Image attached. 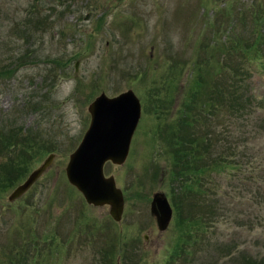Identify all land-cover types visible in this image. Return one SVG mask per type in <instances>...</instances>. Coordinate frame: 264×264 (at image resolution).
Segmentation results:
<instances>
[{"label": "rangeland", "instance_id": "374dc122", "mask_svg": "<svg viewBox=\"0 0 264 264\" xmlns=\"http://www.w3.org/2000/svg\"><path fill=\"white\" fill-rule=\"evenodd\" d=\"M257 3L0 0V63L18 68L0 73V121L11 119V126L37 135L32 154H20L27 159L22 167L0 158V264H239L242 255L264 258V55L236 73L241 96L232 117L222 104L226 92L209 94L212 73L232 44L251 38ZM129 88L140 99L141 117L125 162L104 167L124 196L117 222L108 206L85 203L65 167L88 126V104L101 92L112 96ZM190 99L220 103L203 137L216 149L210 147L208 162L221 163V154L235 161L237 152L254 154V163L227 161L199 175L198 195L186 188L197 178L188 171L197 169L196 154H182L179 165L187 173L170 174V124L179 103ZM230 143L232 150L223 151ZM49 153L52 161L38 180L10 202L14 188ZM179 189L171 221L159 231L149 211L152 195L164 192L172 203Z\"/></svg>", "mask_w": 264, "mask_h": 264}, {"label": "trees", "instance_id": "16d2710c", "mask_svg": "<svg viewBox=\"0 0 264 264\" xmlns=\"http://www.w3.org/2000/svg\"><path fill=\"white\" fill-rule=\"evenodd\" d=\"M257 5L259 6L258 7L259 9L257 11L256 16L253 19V23H252L253 25L250 26V28L248 29L249 30L248 35L251 32V36H250L251 38L245 40V42L241 43L240 45L232 44V48L228 50L227 57L223 58L224 65L219 66L218 64L217 70H214L212 73L213 75L212 85H211L212 92H210L209 94L214 95V93L217 92V95H220L222 89L224 92H226V94L223 93V95H221V96H226L222 104L226 105L227 108L226 115H231V117L235 113V108H233L232 106H236L235 103L240 101L239 97L241 96L239 89L236 88V85H238L237 77H235L236 73L238 71H241L242 68L244 69L245 68L244 65L247 64L249 62L248 60L252 59L255 55H257V57L258 56L263 57L264 55V32L261 31V28L264 27V5L262 3V0H258ZM37 27L38 26L36 24L34 28L35 32L37 31L36 30ZM204 46L208 47V45H204ZM25 58L26 57L22 56L20 60H24ZM20 60L18 66H22L23 64L22 63L23 61ZM15 70H18L17 66L7 67L6 65L4 64L1 65L0 63L1 74H6V72L8 73ZM222 86H226V87L220 88ZM187 98L188 97H184V100ZM205 102H207L208 104V101ZM205 102H203L200 99H194V100L190 99L185 102L182 101V103H179L178 105L179 108H177L176 111L174 112L175 118H172L174 119V122L170 124L172 137H170L169 145L172 146L175 151L173 154L174 158L171 162V165L173 166L174 169L177 170L175 171L173 169V171H171L170 174L173 173L175 174L177 172V174H175L177 179V176H182L183 174L187 173L185 172L184 168H182V166L179 165V163L182 162L184 160V157L186 156L182 154H186L188 151V153L192 154L193 157L195 156V154L197 157V160H195V162L198 163L197 169L188 170L190 171L191 174L193 171H196L197 173V175L195 176L197 178H193L194 181L192 180L191 182L193 185L192 186L187 185L186 187L191 190H194L193 188L195 187V185L199 183L201 184L203 182V180L199 177V175H201L202 177L207 175L209 170L215 171L217 169H220L222 167L221 164H223V162L230 161L232 165L233 162L245 164V160H250V163H254L251 160L254 154H250L248 156H246L245 154L242 155L241 153H243V151L241 153L237 152L235 157H238V159L236 161L234 160V158L231 159L230 157H224L223 154H221L222 159L218 158L221 161V163L215 164L216 161L212 163L207 161V155L208 152L210 151V147L212 148V150H216V149L213 147L210 138H208L210 141H206L203 140V137H205L207 130L210 131L209 127L207 126V122L209 121L208 116L210 114L214 115L217 109H219L216 107H220V103L218 101L211 102L210 104H208V107L205 108V105L203 104ZM165 103H166V99L163 103V106ZM212 119L215 123H216L215 119L220 120V118L218 117H214ZM226 121L232 123L230 120H226ZM222 122L225 121L223 120ZM11 124H12L11 119L5 120L4 122L0 121V158L7 157L8 160H10V162L14 159L15 162L14 161L12 162L20 168L22 167L23 164H25V162H27V159H23L24 157H26V155H24L22 158V155L20 154L30 152L31 150L34 149L37 142V138H36L37 135L33 134L32 129L23 128L21 126H11ZM203 129L205 130L204 132ZM224 129L226 131H231V130L236 131L235 128L228 129L227 126H225ZM241 137L242 135H238V139ZM38 138H41V136ZM231 145L232 143L228 144V146L223 151L232 150L230 148ZM20 151H22V153ZM18 152L20 153L17 154ZM28 154H32V151ZM239 154H241L243 157L239 158ZM185 164H187L186 161ZM185 164L184 167L186 168L187 166H185ZM183 189H179L177 195H173L172 203L174 206L176 204V200L174 199V196H176L175 198L179 199V193ZM194 191L196 195L199 194L197 192V189ZM183 197L184 196L182 195V198ZM239 264H264V258H261L259 261L256 258H252L251 255H247V256L242 255L241 259L239 260Z\"/></svg>", "mask_w": 264, "mask_h": 264}, {"label": "water", "instance_id": "95a60500", "mask_svg": "<svg viewBox=\"0 0 264 264\" xmlns=\"http://www.w3.org/2000/svg\"><path fill=\"white\" fill-rule=\"evenodd\" d=\"M90 122L76 149L69 155L65 168L68 181L93 205H109V213L120 220L123 196L112 175L103 173L104 163L110 160L122 164L128 154L133 132L140 118L141 106L133 90L127 89L116 96L98 95L87 107ZM53 154L18 185L10 194L15 199L27 190L50 164ZM151 211L160 229L171 217V207L162 193H155Z\"/></svg>", "mask_w": 264, "mask_h": 264}]
</instances>
